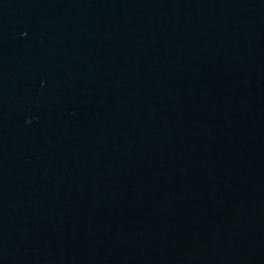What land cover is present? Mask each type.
Segmentation results:
<instances>
[{"label": "water", "instance_id": "95a60500", "mask_svg": "<svg viewBox=\"0 0 264 264\" xmlns=\"http://www.w3.org/2000/svg\"><path fill=\"white\" fill-rule=\"evenodd\" d=\"M0 264H264V0H0Z\"/></svg>", "mask_w": 264, "mask_h": 264}]
</instances>
